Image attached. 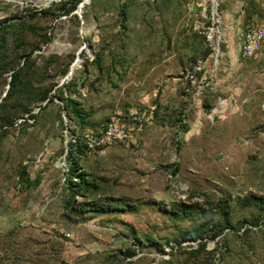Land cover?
Listing matches in <instances>:
<instances>
[{
	"label": "rangeland",
	"instance_id": "374dc122",
	"mask_svg": "<svg viewBox=\"0 0 264 264\" xmlns=\"http://www.w3.org/2000/svg\"><path fill=\"white\" fill-rule=\"evenodd\" d=\"M53 1L62 0H0V21H20L30 16L29 9L38 11L37 22L46 25L53 38L32 56L51 74L74 54L71 69L83 48L71 78L68 72L48 76L45 82L58 81L54 94L77 74L81 99L93 107L91 118L97 125L85 130H99L107 116L129 108L137 109L142 121L127 143L109 145L80 159L99 189L76 196L75 208L66 205L72 121L65 111L67 127L59 125L55 113L34 125L18 121L0 127V264L205 260L204 251L190 255L202 238L192 240L187 230L207 218L219 223V198L230 204L234 222L252 217L253 209L242 207L239 200L251 193L264 194V50L246 59L241 46L239 52L240 42L228 44L227 27L234 21L225 18L222 0H134L127 10L126 31H119L115 14L109 11L107 29L102 30L92 8L88 22L83 8L80 27L69 18L71 14L45 18L42 10ZM255 2L254 21L263 24L264 0ZM246 5L244 0L243 10ZM241 23L246 27L244 20ZM102 35L107 38L102 70L90 66L86 73L89 82L101 77L91 90L88 83L81 84L86 58L82 52L93 59L95 48H103ZM25 37L29 46L35 43L32 35ZM54 54L61 57L58 64L50 63ZM11 73L0 72L1 103ZM56 101L61 103L59 98ZM11 103L8 99L5 104ZM174 163L179 166L176 175ZM24 170L27 183L33 185L21 182ZM106 202L113 207L126 202L135 210H86ZM184 205L188 210L199 205L205 216L176 217L177 211L183 214ZM80 209L85 212L79 213ZM229 231L215 240L205 237L207 248H215ZM263 240L259 233L234 241L225 264H264Z\"/></svg>",
	"mask_w": 264,
	"mask_h": 264
},
{
	"label": "trees",
	"instance_id": "16d2710c",
	"mask_svg": "<svg viewBox=\"0 0 264 264\" xmlns=\"http://www.w3.org/2000/svg\"><path fill=\"white\" fill-rule=\"evenodd\" d=\"M134 0H91L89 4L84 6V18L88 22L92 11L94 12V17L99 20V25L102 30L107 29V20L105 13L107 11L115 14L116 26H120L119 31H126L128 29V13L127 10L132 5ZM83 0H62L53 1L49 6L42 10L45 13V18H58L62 15H70L69 17L77 27L81 26V19L77 13H73L78 9L79 5ZM255 0H247V5L244 8V21L246 26L255 25L254 17L257 14ZM29 17L23 16L20 21L4 22L0 21V72H12L11 81L9 83L8 94L4 98V103L0 102V127L5 128L8 125H13L18 122L20 118L25 117L26 119L22 122L28 124H35L36 121L47 119L48 116L56 114V119L59 121V125L62 127H67L64 121L63 112L69 116L72 121L70 125L71 137L68 141L69 148L66 153V163L67 171L66 174V190L70 193L67 199V206L70 208H75L73 204L76 196H86L85 190L92 191L93 189H99V184L95 183L94 180L89 178V172L84 169L80 163V159L88 153L102 150L106 147H100L96 150H92L88 147L84 134L87 130L85 127H96L97 125L92 120V109L93 107H87L83 99L82 90L79 88L80 79L75 73L74 77L68 82L63 83L58 86L55 93L52 94L53 89L58 85V81L52 79L49 83L45 80L50 76V78H55L58 75H66L70 70V63L74 60L75 55H67V60L55 68V71L51 74L48 72L47 67H41L37 64L36 57L34 58L33 52L37 49H41L43 44L52 41V36L49 35L46 25H40L37 22L38 11L29 9ZM106 18V19H105ZM211 26V21L208 22ZM104 32V31H103ZM12 34H15V44L14 46H9V39ZM26 34H30L35 38V43L29 46V42L26 41ZM105 34V32H104ZM103 34V35H104ZM102 35V36H103ZM86 40L94 45L92 37H85ZM106 37L99 41L100 45L103 46L102 49L95 48V55L93 59L87 56L86 52H82V56L86 57L84 60V73L81 74L83 77L81 84L86 86L88 83V89L95 90L97 81L101 77L94 81L89 82V77L86 73L90 72V66H96V69L101 72L102 61L105 55L106 48L104 44L106 42ZM105 42H104V41ZM10 52V53H9ZM255 56L246 58L251 59ZM53 59L50 63L58 64V55H52ZM24 60V64L20 67L21 60ZM18 66V67H17ZM10 97V98H9ZM59 98L61 103L56 101ZM8 99H12L10 105L5 104ZM39 110L35 112V108ZM182 114V112H181ZM110 115L106 117L101 129H89L94 132L100 133L105 127ZM29 119H33L30 122ZM183 121V119H181ZM21 122V123H22ZM76 126V127H73ZM84 130V131H83ZM136 130V129H135ZM134 130V131H135ZM62 138H65L61 134ZM115 143V144H125ZM66 150V149H65ZM174 168L172 169V174L176 175L179 172V166L174 163ZM25 170L20 173V179L22 183H27L24 175ZM29 186L33 183L28 182ZM119 201H122L121 199ZM220 208L219 212L221 214V221L219 223L207 218L206 221H201L194 228L188 229L187 233H190L192 240H195L200 236L202 240L199 242L197 248H193L189 253L191 256H196L202 251L206 252V259L202 261L194 260L191 264H225L227 255L233 251L232 243L242 238L250 237L259 233H262L264 238V194L259 195L257 193H251L239 200L242 207L252 208V217H244L243 219L234 222L230 216L229 207L230 204L226 203V199L219 198ZM86 210H97L102 213H107L117 210H135L131 208L129 203L121 202L116 206H112L111 203L106 202L100 204L97 209H86ZM183 214L180 212H175V216L179 218H185V216L199 215L204 217V210L199 205L191 206L190 210L184 207L181 208ZM79 213L83 214L84 209H80ZM207 216V215H206ZM194 221V220H193ZM260 226V227H259ZM259 227L260 229H255ZM244 228L243 233H239L241 229ZM226 229L230 231L222 237L221 241H217L216 247L213 249L207 248V240L205 237L211 239H216L219 235L223 234ZM186 238V237H184ZM264 241V240H263ZM152 244H158V242H152ZM251 245L254 243L251 241ZM164 251V248H160ZM219 253V256H217ZM165 264H177L175 261L169 259L163 261ZM187 264V263H183Z\"/></svg>",
	"mask_w": 264,
	"mask_h": 264
},
{
	"label": "built area",
	"instance_id": "2783aa9c",
	"mask_svg": "<svg viewBox=\"0 0 264 264\" xmlns=\"http://www.w3.org/2000/svg\"><path fill=\"white\" fill-rule=\"evenodd\" d=\"M264 46V25H250L245 31L241 47L243 58L254 56ZM39 107L36 108L37 112ZM26 118H20L23 121ZM33 122V119H29ZM142 121V115L135 108L125 111H115L100 133L88 130L84 134L88 147L92 150L106 147L115 143L128 142L132 139L136 125Z\"/></svg>",
	"mask_w": 264,
	"mask_h": 264
},
{
	"label": "crops",
	"instance_id": "0c3cea01",
	"mask_svg": "<svg viewBox=\"0 0 264 264\" xmlns=\"http://www.w3.org/2000/svg\"><path fill=\"white\" fill-rule=\"evenodd\" d=\"M223 3V11L225 18L230 21H234V25L227 27V37L226 40L228 41V44H236L237 42L239 44V52H240V46L242 47V43L244 41V36H245V31L247 29V26L244 27L243 23H241L244 20V10L242 8L244 0H222ZM235 16H238L236 19L233 18ZM258 23H255L257 25ZM258 25H264L263 24H258ZM235 34L238 35L235 37ZM264 50L263 48L258 51L256 54L261 53ZM255 54V55H256ZM254 55V56H255Z\"/></svg>",
	"mask_w": 264,
	"mask_h": 264
},
{
	"label": "water",
	"instance_id": "95a60500",
	"mask_svg": "<svg viewBox=\"0 0 264 264\" xmlns=\"http://www.w3.org/2000/svg\"><path fill=\"white\" fill-rule=\"evenodd\" d=\"M88 1H89V0H83V2H81V4L79 5L78 9H77L76 12H75V13H77V14L79 15V17L82 19V23H84V20H83V8H84L85 4H87ZM85 45H87V41H86V40H85ZM82 49H83V48H82ZM82 49H81V51H82ZM81 51L78 53V57H77V59L75 60V62H74V63L72 64V66H71V69H70V71H69V73H68V75H67V78H68V79L72 77V75H73V73H74V71H75V68H76L77 64L81 61V57H80V53H81ZM203 107H205L206 109H209V108H211L212 106L209 105V104H203ZM67 143H68V141H67ZM220 157H221V156L218 155V156H217V159H219Z\"/></svg>",
	"mask_w": 264,
	"mask_h": 264
}]
</instances>
